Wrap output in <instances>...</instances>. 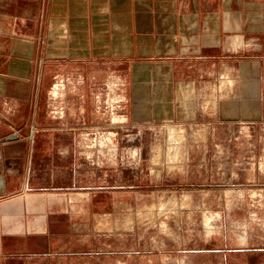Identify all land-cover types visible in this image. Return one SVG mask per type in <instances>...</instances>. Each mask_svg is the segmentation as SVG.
Instances as JSON below:
<instances>
[{
    "label": "rangeland",
    "instance_id": "1",
    "mask_svg": "<svg viewBox=\"0 0 264 264\" xmlns=\"http://www.w3.org/2000/svg\"><path fill=\"white\" fill-rule=\"evenodd\" d=\"M112 70L0 96V264H264V120L131 123Z\"/></svg>",
    "mask_w": 264,
    "mask_h": 264
},
{
    "label": "crops",
    "instance_id": "2",
    "mask_svg": "<svg viewBox=\"0 0 264 264\" xmlns=\"http://www.w3.org/2000/svg\"><path fill=\"white\" fill-rule=\"evenodd\" d=\"M68 62L117 69L131 123L264 120V0H0V96Z\"/></svg>",
    "mask_w": 264,
    "mask_h": 264
},
{
    "label": "bare ground",
    "instance_id": "3",
    "mask_svg": "<svg viewBox=\"0 0 264 264\" xmlns=\"http://www.w3.org/2000/svg\"><path fill=\"white\" fill-rule=\"evenodd\" d=\"M56 92V91H55Z\"/></svg>",
    "mask_w": 264,
    "mask_h": 264
}]
</instances>
